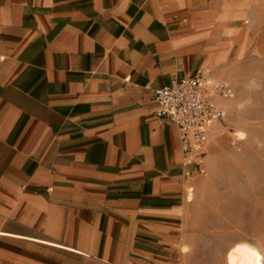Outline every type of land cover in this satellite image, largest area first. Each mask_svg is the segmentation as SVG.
<instances>
[{
  "label": "crops",
  "instance_id": "obj_1",
  "mask_svg": "<svg viewBox=\"0 0 264 264\" xmlns=\"http://www.w3.org/2000/svg\"><path fill=\"white\" fill-rule=\"evenodd\" d=\"M245 5L0 0V264H230L155 92L227 54Z\"/></svg>",
  "mask_w": 264,
  "mask_h": 264
},
{
  "label": "rangeland",
  "instance_id": "obj_2",
  "mask_svg": "<svg viewBox=\"0 0 264 264\" xmlns=\"http://www.w3.org/2000/svg\"><path fill=\"white\" fill-rule=\"evenodd\" d=\"M244 1L228 22L238 31L213 47L227 54L205 69L233 95L213 98L226 114L205 148V173L194 176L189 214L198 240L226 246L230 264H264V0Z\"/></svg>",
  "mask_w": 264,
  "mask_h": 264
},
{
  "label": "built area",
  "instance_id": "obj_3",
  "mask_svg": "<svg viewBox=\"0 0 264 264\" xmlns=\"http://www.w3.org/2000/svg\"><path fill=\"white\" fill-rule=\"evenodd\" d=\"M157 114L173 121L178 128L185 174L188 177L205 173L204 154L210 134L221 125L225 108L213 98H229L233 87L209 78L206 70L174 78L155 92ZM234 143H238V139Z\"/></svg>",
  "mask_w": 264,
  "mask_h": 264
},
{
  "label": "bare ground",
  "instance_id": "obj_4",
  "mask_svg": "<svg viewBox=\"0 0 264 264\" xmlns=\"http://www.w3.org/2000/svg\"><path fill=\"white\" fill-rule=\"evenodd\" d=\"M207 71V70H206ZM208 72V71H207ZM209 73V72H208ZM209 78H211V79H213L212 77H211V75L209 74Z\"/></svg>",
  "mask_w": 264,
  "mask_h": 264
}]
</instances>
